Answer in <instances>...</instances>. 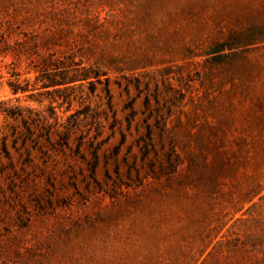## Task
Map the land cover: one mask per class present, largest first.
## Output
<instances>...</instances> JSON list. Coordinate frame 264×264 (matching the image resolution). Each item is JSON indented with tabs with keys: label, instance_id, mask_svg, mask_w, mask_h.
Wrapping results in <instances>:
<instances>
[{
	"label": "rangeland",
	"instance_id": "obj_1",
	"mask_svg": "<svg viewBox=\"0 0 264 264\" xmlns=\"http://www.w3.org/2000/svg\"><path fill=\"white\" fill-rule=\"evenodd\" d=\"M0 103V264H264V0H0Z\"/></svg>",
	"mask_w": 264,
	"mask_h": 264
},
{
	"label": "trees",
	"instance_id": "obj_2",
	"mask_svg": "<svg viewBox=\"0 0 264 264\" xmlns=\"http://www.w3.org/2000/svg\"><path fill=\"white\" fill-rule=\"evenodd\" d=\"M51 66H53V69H59V68L61 69V68L65 67V65L63 63H61L60 61H56V60L51 63ZM66 80L67 79H65V77L62 79V81L56 80V79H54V77H52L49 79V84L50 85H57V84L61 85V84H65L67 82ZM13 89H14V91H17L18 86H16ZM3 105H4V103H0V108H2V111L6 112L8 115L13 116L17 113L20 114L17 106H4V108H3ZM74 115H76V114H73L71 117H74ZM151 133H152V131L148 132L149 138L151 137ZM30 135H31V132L29 130H28V133H19L15 129V131H14V142H15L14 146H18L19 141L22 142V145L23 144L26 145L27 142L29 141V139L31 138ZM62 136H63L64 140H67L68 133L67 134L63 133ZM9 150H10V148L8 145V137H4L2 139V150L1 151L7 155V154H9ZM1 151H0V154H1ZM25 159L29 160L30 154L27 153Z\"/></svg>",
	"mask_w": 264,
	"mask_h": 264
}]
</instances>
